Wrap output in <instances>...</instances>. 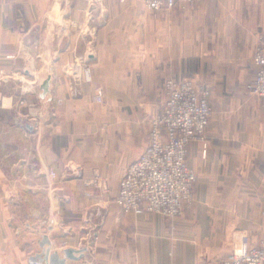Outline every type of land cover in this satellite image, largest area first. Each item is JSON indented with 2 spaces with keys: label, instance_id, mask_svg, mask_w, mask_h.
I'll return each mask as SVG.
<instances>
[{
  "label": "crops",
  "instance_id": "crops-1",
  "mask_svg": "<svg viewBox=\"0 0 264 264\" xmlns=\"http://www.w3.org/2000/svg\"><path fill=\"white\" fill-rule=\"evenodd\" d=\"M86 5L0 0V70L21 80L0 81V264H31L44 235L61 257L64 249H88L68 264H218L244 235L258 245L264 233V97L237 96L230 106L226 92L256 77L264 0H201L162 12L110 0L103 22L99 9L84 13ZM49 11H68L74 27L89 28L79 48L74 30L66 46L56 39ZM85 64L93 82L75 96L66 71L75 65L82 75ZM27 65L34 75L51 66L50 95L63 100L35 134L18 124L23 112L40 115L35 103L33 109L18 105L21 84L35 82ZM166 77L194 82L213 108L205 141L188 145L187 163L198 176L194 206L175 220L126 213L116 203L127 167L150 142L148 123L165 104ZM98 87L105 93L101 105L94 102ZM97 175L108 191L87 185Z\"/></svg>",
  "mask_w": 264,
  "mask_h": 264
},
{
  "label": "built area",
  "instance_id": "built-area-1",
  "mask_svg": "<svg viewBox=\"0 0 264 264\" xmlns=\"http://www.w3.org/2000/svg\"><path fill=\"white\" fill-rule=\"evenodd\" d=\"M106 1L89 0L88 4L103 5ZM141 1L149 10L160 12L186 9L198 0ZM253 63L257 74L248 84V90L252 95L264 97V30L259 35ZM82 80L85 83L93 81L91 69L87 66L82 67ZM163 89L166 101L151 121L150 142L127 167L119 183L116 203L126 213H153L175 220L194 202L197 175L187 163L188 145L194 140L205 141L212 107L208 93L201 91L190 80L176 81L168 77ZM94 101L104 103L102 87L96 89ZM61 102L58 100L59 104ZM49 176L51 180H56L58 173L50 168ZM87 185H96L108 191L107 181L98 175L88 180ZM218 264H264V233L258 245H252L249 237L244 235L242 244Z\"/></svg>",
  "mask_w": 264,
  "mask_h": 264
},
{
  "label": "water",
  "instance_id": "water-1",
  "mask_svg": "<svg viewBox=\"0 0 264 264\" xmlns=\"http://www.w3.org/2000/svg\"><path fill=\"white\" fill-rule=\"evenodd\" d=\"M95 7L94 4L90 5V9L93 10ZM68 11H65L64 14H68ZM51 13L47 15V22L49 27L51 29L58 28L57 34H55L56 39L61 38L62 45L66 46L68 44V37H69V31L68 28H66V23L62 19V21H57L56 19L53 20ZM62 17V15H61ZM106 17V13L103 10L101 15V21L103 22L104 18ZM59 20V19H58ZM56 45L57 41H56ZM63 46L61 47L63 49ZM25 49V47H24ZM56 55H58V49L56 52ZM36 58V48L34 46L32 58L29 60V65L31 66V62L34 61ZM90 60V53L85 58V61L89 63ZM27 65L25 68V73H28L29 75L33 76L35 78V82H25L22 83V87L19 88V95H34L40 105V117L43 122H49L55 115L53 113V97L50 95L52 91V83L54 81V75L52 71V67H48V69H45L43 72V75H34L30 71V66ZM66 73L71 78V86H72V93L75 96H78L80 94V88H81V75H77L76 67L71 66L67 69ZM2 81L5 83L11 82V81H17L21 82L19 79H13L11 77H4L2 78ZM24 120V123H21V126L28 130L29 132H34L35 129V120H30L28 117H20L18 119V122ZM52 230V229H51ZM52 238L49 235H44L42 239L39 241V249L40 251L35 253L31 259V264H68L67 260L71 262H78L82 260L85 257L86 252L88 251L87 248L75 250L72 248L64 249L63 250V257L57 252L53 251V243Z\"/></svg>",
  "mask_w": 264,
  "mask_h": 264
},
{
  "label": "rangeland",
  "instance_id": "rangeland-1",
  "mask_svg": "<svg viewBox=\"0 0 264 264\" xmlns=\"http://www.w3.org/2000/svg\"><path fill=\"white\" fill-rule=\"evenodd\" d=\"M58 1H60V0H58ZM69 1H72V2H79V1H81V0H69ZM87 1V5L85 6V8L82 10L84 13H86V12H88V13H92V11H95V10H97V9H99V12H100V15H99V18H101V15H102V12H103V7H104V5L106 4V3H108L110 0H107L103 5H95V7H94V9L93 10H91L90 9V5L91 4H89V6H88V1L89 0H86ZM117 1H119V2H121L120 0H117ZM199 1H201V0H198L196 3H198ZM61 2H62V0H61ZM130 2H141L142 3V1L141 0H125L124 2H121V3H130ZM195 3V4H196ZM54 4V3H53ZM143 4V3H142ZM144 5V4H143ZM191 6H193V5H190L189 7H191ZM144 7H146L145 5H144ZM188 6H187V8H189ZM147 8V7H146ZM186 8V9H187ZM148 9V8H147ZM186 9H182V8H177V9H175V10H186ZM172 11V10H171ZM160 12H162V11H160ZM48 14H50V11H49V13ZM51 15H52V19L53 20H57V21H62V19H64L65 18V22H66V28H68V33H70V31L71 30H74L73 31V34H79V36L77 37V48H79V46H80V42L81 41H83V38H82V36L84 35L83 34V30H85V28H80V27H78V25H77V27H74L73 26V22L72 21H70V19H68L69 18V15L68 14H62L60 11H54V12H52L51 11ZM61 15H62V17H61ZM45 17H47V14H46V16ZM93 16L91 15V18H92ZM62 18V19H61ZM59 19V20H58ZM67 19H68V21H67ZM83 24V23H82ZM72 28H74V29H72ZM89 28H87L86 30H88ZM85 30V31H86ZM82 31V32H81ZM72 32V31H71ZM87 33L89 32V31H86ZM41 44L39 43L38 44V46H40ZM39 58V57H38ZM84 62L86 63V64H88L86 61H85V57H84ZM75 65H77V63H74ZM84 65V66H87V67H89L90 68V66H88V65ZM254 64V63H253ZM75 65H71V66H75ZM71 66H69V67H71ZM91 69V68H90ZM56 70V69H55ZM1 72L4 74V76L5 77H11V78H13V79H18V78H15L16 76H15V74L14 73H9V72H7V70L6 69H1L0 70V75H2L1 74ZM56 72V71H55ZM91 73H92V70H91ZM55 75H56V73H55ZM93 75V74H92ZM57 77H59V76H57L56 75V80H57ZM81 77H82V75H81ZM2 78H4V77H1L0 76V81L1 82H3L2 81ZM54 78H55V76H54ZM168 77H166L165 78V80L167 79ZM170 78V77H169ZM164 80V81H165ZM82 82H81V85L82 84H91V83H85V82H83V80H81ZM93 82V81H92ZM250 82H245L244 83V85L239 89V90H233V91H227L226 93H227V96H228V101H229V104H230V106L232 105V102H233V100L237 97V96H239L240 97V99H241V101H243V100H247V99H251V98H257V96H255V95H252L250 92H249V90H248V84H249ZM21 87H22V84H21ZM104 90V89H103ZM164 90V89H163ZM164 94H165V92H164ZM166 96V95H165ZM36 100V97L34 96V95H28V94H26V95H20V99H19V103H18V105H19V107H24V109H27V108H32L31 107V105L33 104V103H35V105L37 106L38 105V107L40 106L37 102L38 101H35ZM58 100H62V99H55L54 101H53V113H54V115L56 116V113H57V110H58V108H59V106L60 105H62L63 104V100H62V102L59 104L58 103ZM95 102V101H94ZM104 102H105V93H104ZM101 105V104H100ZM211 105V104H210ZM212 107V106H211ZM33 109V108H32ZM212 112H213V108H212ZM24 114H25V112H23ZM23 113H21V114H19V116H25V117H28V119H30V120H35L36 121V123L34 124L35 125V131L34 132H32L33 134H35V133H37L39 130H40V128H41V126H39L40 124H41V122L43 123V125H45V124H49L50 123V121L47 123V122H43L42 121V119H41V117H40V115H39V110H38V113L36 112V113H34L35 115V117H30V116H28V115H24ZM160 113V112H159ZM159 113H157L156 115H158ZM155 115V116H156ZM212 115V114H211ZM54 116V117H55ZM155 116H152L151 118H150V120H149V123H148V133H149V137H150V126H151V121H152V119L155 117ZM21 123H24V120H21V121H19L18 122V124H20L21 125ZM44 127H42V129H43ZM146 148V147H145ZM192 169V168H191ZM194 170V169H193ZM195 171V170H194ZM196 173V172H195ZM196 175H197V173H196ZM197 179H198V176H197ZM197 183V182H196ZM195 187H196V184H195ZM87 195H89V193L87 194ZM193 196H194V202H193V205L190 207V208H188V209H186V210H189V209H191L193 206H194V203H195V188H194V193H193ZM185 210V211H186ZM184 211V212H185Z\"/></svg>",
  "mask_w": 264,
  "mask_h": 264
}]
</instances>
